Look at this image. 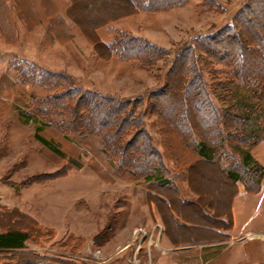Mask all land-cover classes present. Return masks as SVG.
Instances as JSON below:
<instances>
[{
    "label": "rangeland",
    "instance_id": "374dc122",
    "mask_svg": "<svg viewBox=\"0 0 264 264\" xmlns=\"http://www.w3.org/2000/svg\"><path fill=\"white\" fill-rule=\"evenodd\" d=\"M50 1L42 0L40 8L50 13ZM249 1L188 0L179 8L140 11L116 22L108 31L124 32L117 39L139 37L165 52L152 67L141 68L118 58L101 60L80 36L72 43L52 39L48 34L50 20L43 18L37 25L39 0H0V233L19 228L28 235L22 249L0 252V264H119L115 254L126 246L120 264H133L132 247L146 237L145 212L133 202L129 180H112V170L118 163L115 159L105 160L109 171L103 161L78 148L71 137H63L67 129L62 125L71 121L72 112L59 95L73 88L80 94L95 92L132 101L135 117L140 120L137 130L143 129L150 136L153 149L162 153L166 148L167 156V150L171 152L176 144L164 136L166 125L158 122L159 116L151 113L152 93L173 79L167 77L172 68L174 74L183 76L187 72L186 65L181 66L176 59L178 52L203 43L205 35H217L228 25L236 26L239 11ZM60 3L65 4L64 0ZM114 5L110 0H77L71 14L80 18L83 13L85 20L102 18ZM53 25L54 31L64 28L60 19ZM193 60L194 57L189 63L195 64L194 73L201 71L203 76L202 98L206 97L217 110H233L246 117L243 127L256 141L252 144L229 138L224 129L201 132L206 139H215L211 143L217 147V158L230 166H240L243 158L251 156L253 162L242 175L247 188L243 201L249 202L248 228L257 241L252 264H264V97L260 98L256 85L230 84V69H207V63ZM219 117L222 116L216 114ZM26 118L30 120L25 122ZM43 123L64 129L63 133H53L44 128L40 133L56 143L64 157L35 140V128ZM137 130L131 128L126 138ZM197 137L195 140L201 138ZM165 166L171 169L169 162ZM196 169L207 175L206 184L198 178V185L210 188V192H203L204 199L214 203L216 198L224 203L229 186L213 171L203 166ZM219 193L222 196L217 197Z\"/></svg>",
    "mask_w": 264,
    "mask_h": 264
},
{
    "label": "trees",
    "instance_id": "16d2710c",
    "mask_svg": "<svg viewBox=\"0 0 264 264\" xmlns=\"http://www.w3.org/2000/svg\"><path fill=\"white\" fill-rule=\"evenodd\" d=\"M61 1L59 0V4ZM110 1L119 6H109L107 12L114 13L115 11L119 15L101 25L89 24L87 31L82 25L83 21H81L85 20L83 18L85 14L80 13V18H75L71 14L76 8L77 0H68L67 3H62V11H54L52 16L50 10L48 13L47 9L40 8L43 4L42 0H39V12L35 10L39 20L37 25L42 23L43 18L50 20L48 34L51 35L52 39L58 38L56 40L59 43L69 41L76 35L82 36L91 44L94 52L101 60L108 61L118 58L120 61H129L139 65L141 68L152 67L164 56V51L139 37L127 36L125 38L122 36V38L117 39L116 37L121 36L124 32L110 33L108 29L122 19L138 15L140 11L149 13L151 11L171 10L183 6L188 0ZM155 7L157 8L155 9ZM102 18H90L89 20L92 23V21L96 22ZM238 18L239 22L236 26L228 25L217 35H205L202 38L203 43H197L198 46L196 47L188 46L178 52L176 59L181 66L186 65L185 70L187 72L183 76L179 73L174 74V68H172L167 77L172 76L173 79L171 81L169 79L167 85L152 93L150 97L152 101L149 100L151 113L159 116L158 122L166 125L164 136L169 137L170 142L176 144L171 147V152H169L170 149L167 150V156L165 154L166 148H163L162 153L153 149L149 142L150 136L143 129L137 130L140 120L135 117V103L132 104L130 100L115 99L95 92L80 94L79 89L73 88L66 89L59 95L60 99L66 101L72 112L71 121L65 126L62 125L63 128L67 129L66 132L62 131L64 129L60 126L55 127L50 123H43L35 128V140L56 155L64 157L56 143L40 134L44 128L52 129L53 133L64 132L63 137H71L78 148L83 149L84 153L88 155L91 154L93 158L103 161L109 171V163L106 162L108 159H115L118 163L115 171L112 170L113 181L115 178L129 181L132 179L159 180L164 172L171 170L165 167L162 163L163 160L174 158L175 163L179 158L180 162L183 163L178 152L187 150V152L193 153L194 156H199L205 161L222 162L229 168L228 176L232 180H240L243 187L247 189L242 175L243 172H247L246 166L253 162L251 156L248 155L243 158L240 166H230L217 158V147L211 143L212 141L215 142V139L207 136L206 139L203 136V133L208 129H213L216 132L224 129L229 138L250 141L254 144L256 141L251 140L252 137L246 134L247 132L243 127V125L245 126L243 121L246 117L234 113L233 110H217L213 104L208 102L206 97L203 99L202 93L205 91L201 90L202 85L204 86L202 72L194 73L197 71L195 64L189 63L190 59L192 60L194 57V60H200L203 64L210 65L207 69L213 66L228 68L233 78L229 82L230 84L256 85L261 92L260 98H263L264 0H250L247 6L239 11ZM58 19L63 22L65 29L58 28L54 31L53 23L55 24ZM28 28H31L30 25ZM115 34L117 35L114 36ZM197 50L198 55L196 54ZM218 72L220 70L216 71V73ZM60 76L62 75L60 74ZM219 85L223 84L219 83ZM141 102L142 100L137 103L141 104ZM216 114L217 117H222L217 119ZM29 120L26 118L25 122ZM236 120H240L243 124L240 123L239 125ZM131 128L137 131L131 138H126L129 136ZM197 136L201 138L195 140L198 138ZM179 138L189 140L185 143ZM191 142L194 143L193 146H191ZM172 154L173 156H171ZM187 158L191 161L193 159L192 156ZM75 167H79V165L76 164ZM96 172L99 173L100 170L97 169ZM27 239V233L19 228L6 230L4 233H0V252L22 249Z\"/></svg>",
    "mask_w": 264,
    "mask_h": 264
},
{
    "label": "crops",
    "instance_id": "0c3cea01",
    "mask_svg": "<svg viewBox=\"0 0 264 264\" xmlns=\"http://www.w3.org/2000/svg\"><path fill=\"white\" fill-rule=\"evenodd\" d=\"M50 2L51 16L54 11H62L59 0ZM67 2L64 0V3ZM79 36L67 43H72ZM178 155L184 164L179 158L175 163L168 158L170 161H165L164 165L169 162L171 170L164 172L161 179L129 181L133 202L145 212L146 233L144 241L132 247V263L252 264L251 255L255 252L257 241L251 237L255 234L253 230L248 228L251 215L247 212L249 202L243 201L245 190L241 181L232 180L228 176L229 168L222 162L205 161L187 150H180ZM188 156L193 157L192 161ZM199 166L213 171L229 186L224 203L216 198L214 203L204 199L203 194L210 192V188L198 185L200 177L202 183L208 181L207 175L196 169ZM136 229H133L132 237ZM126 248L115 254L119 256L115 262L122 263V256L125 257L122 252Z\"/></svg>",
    "mask_w": 264,
    "mask_h": 264
},
{
    "label": "bare ground",
    "instance_id": "6f19581e",
    "mask_svg": "<svg viewBox=\"0 0 264 264\" xmlns=\"http://www.w3.org/2000/svg\"><path fill=\"white\" fill-rule=\"evenodd\" d=\"M111 9V8H110ZM119 15V13L117 12V13H115V11H114V13H108L104 18H102L101 20L99 19V20H97L96 22L95 21H92V23H91V21L90 20H87V22H86V20L84 21V22H82V25H84V27H85V29L88 31V25L90 24H95V25H101V24H103V23H105V22H107L108 20H110V19H112V18H115V17H117ZM82 21V20H81ZM94 22V23H93ZM87 24V25H86ZM195 186V185H194ZM205 187V186H204ZM205 192V191H204Z\"/></svg>",
    "mask_w": 264,
    "mask_h": 264
}]
</instances>
